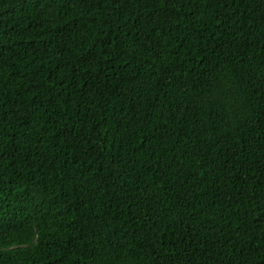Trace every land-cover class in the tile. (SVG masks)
Masks as SVG:
<instances>
[{"label":"trees","instance_id":"1","mask_svg":"<svg viewBox=\"0 0 264 264\" xmlns=\"http://www.w3.org/2000/svg\"><path fill=\"white\" fill-rule=\"evenodd\" d=\"M0 264H264V0H0Z\"/></svg>","mask_w":264,"mask_h":264}]
</instances>
